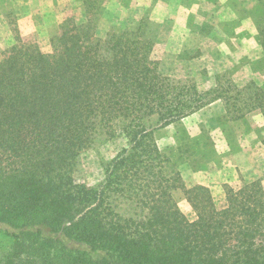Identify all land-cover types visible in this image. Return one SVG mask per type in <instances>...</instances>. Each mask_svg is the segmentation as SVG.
<instances>
[{
    "label": "trees",
    "instance_id": "trees-1",
    "mask_svg": "<svg viewBox=\"0 0 264 264\" xmlns=\"http://www.w3.org/2000/svg\"><path fill=\"white\" fill-rule=\"evenodd\" d=\"M84 2L83 22L65 19L48 51L15 30L0 58V264H264L262 180L226 184L218 207L168 170L155 137L217 100L231 120L264 114V87L219 78L200 90L164 75L141 27L99 37ZM101 135L125 145L91 185L78 172Z\"/></svg>",
    "mask_w": 264,
    "mask_h": 264
},
{
    "label": "rangeland",
    "instance_id": "rangeland-1",
    "mask_svg": "<svg viewBox=\"0 0 264 264\" xmlns=\"http://www.w3.org/2000/svg\"><path fill=\"white\" fill-rule=\"evenodd\" d=\"M84 1L0 0V58L15 43V30L48 51L65 19L83 22ZM89 1L99 37L118 28L141 27L153 41L152 56L164 75L195 81L200 90L212 89L219 78L240 88L251 81L264 87V10L256 13L257 0ZM229 116L224 101L217 100L155 131L169 158L168 170L179 171L188 188L208 187L218 207L226 203V184L236 187L258 179L264 184V114L254 110L238 120ZM124 145L122 137L99 136L83 153L79 179L97 185L103 163ZM174 197L187 217L196 219L185 190L176 188Z\"/></svg>",
    "mask_w": 264,
    "mask_h": 264
}]
</instances>
